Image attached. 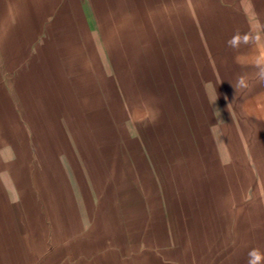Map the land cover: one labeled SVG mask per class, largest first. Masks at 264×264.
<instances>
[{"label": "rangeland", "instance_id": "374dc122", "mask_svg": "<svg viewBox=\"0 0 264 264\" xmlns=\"http://www.w3.org/2000/svg\"><path fill=\"white\" fill-rule=\"evenodd\" d=\"M261 56L264 0H0V264L264 254Z\"/></svg>", "mask_w": 264, "mask_h": 264}, {"label": "clouds", "instance_id": "9594fccd", "mask_svg": "<svg viewBox=\"0 0 264 264\" xmlns=\"http://www.w3.org/2000/svg\"><path fill=\"white\" fill-rule=\"evenodd\" d=\"M247 38L245 37V42H246ZM240 42V38L238 36H234L232 37L227 43L228 46L230 47H236L238 46ZM258 64L264 63V56H261L258 61ZM258 78L260 80V82L264 83V68H262L260 70V72L258 73ZM247 82L245 80L244 77H240L237 80L236 85H234V90L238 89V88H246ZM249 259H248V264H262V262H264V254L260 253L258 250L253 249L249 252L248 254Z\"/></svg>", "mask_w": 264, "mask_h": 264}, {"label": "bare ground", "instance_id": "6f19581e", "mask_svg": "<svg viewBox=\"0 0 264 264\" xmlns=\"http://www.w3.org/2000/svg\"><path fill=\"white\" fill-rule=\"evenodd\" d=\"M136 22H137V21H136ZM145 31H146V30H145ZM149 45H150V44H149ZM197 49H198V48H197ZM16 59H17V58H16ZM16 69H17V68H16ZM14 77H15V76H14ZM141 81H142V84H143V85H146L147 82H146L144 79H141ZM150 83H151V82H150ZM150 83H149V84H150ZM205 84H206V83H205ZM158 86H159V85H158ZM158 86H157V87H158ZM147 90H148V89H147ZM162 93H164V92H162ZM203 104H204V103H203ZM162 110H163V109H162ZM159 112H160V111H159ZM156 114H157V113H156ZM162 114H164V113H162ZM163 116H165V114H164ZM165 118H166V117H165ZM163 119H164V118H163ZM249 120H250V119H249ZM148 122H149V121H148ZM107 125H108V124H107ZM224 127H225V126H224ZM143 128H144V127H143ZM225 128H226V127H225ZM144 129H145V128H144ZM218 151H219V150H218ZM219 157H220V156H219ZM221 170H222V169H221ZM192 180H193V179H192ZM190 210H191V209H190ZM240 218H241V217H240Z\"/></svg>", "mask_w": 264, "mask_h": 264}]
</instances>
